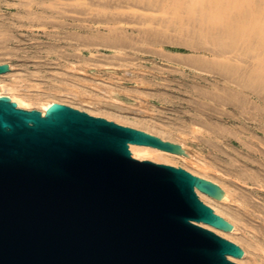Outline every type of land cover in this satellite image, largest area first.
<instances>
[{"label":"water","instance_id":"obj_1","mask_svg":"<svg viewBox=\"0 0 264 264\" xmlns=\"http://www.w3.org/2000/svg\"><path fill=\"white\" fill-rule=\"evenodd\" d=\"M0 64V74L8 72ZM131 144L184 154L141 129L54 102L44 114L0 97V264H238L244 250L200 223L232 225L183 167Z\"/></svg>","mask_w":264,"mask_h":264},{"label":"rangeland","instance_id":"obj_2","mask_svg":"<svg viewBox=\"0 0 264 264\" xmlns=\"http://www.w3.org/2000/svg\"><path fill=\"white\" fill-rule=\"evenodd\" d=\"M26 4L46 6L48 12L40 13L46 18L38 20L34 18L36 15H30L31 18L18 10ZM166 5L173 4L157 0H0V64L13 66V75L1 78L0 83L13 82L16 75L27 89L35 95L41 94L43 102L58 96L57 91L72 94L78 91L84 97L135 110L139 117L184 129L186 132H180V138L208 161L213 160L212 142L202 130L225 134L215 139L225 148L233 147L234 154L226 161L236 171H244L241 175L244 179L237 178V172H226L223 161L218 162L219 171L213 174L232 186L236 195H247L256 201L262 211L256 215L264 217V205L260 203L264 188L255 179V176L264 175V130L256 128L253 120L242 122L231 94H226L227 101L219 98L225 94L219 87L225 89L235 85L238 75L233 76V70L229 68L230 72L223 75L217 72L234 53H228L227 57L217 55L228 52L225 43L220 45L200 38L203 34L197 32L194 21L186 18L182 30L169 24L172 16L166 14ZM93 15H97L100 22L91 21ZM179 22L177 20V24ZM77 23L85 28L78 29ZM9 29L11 31H3ZM76 35L87 44L81 47V52L70 46ZM92 42L98 45H89ZM238 50L243 52V47ZM78 54H82V63L77 61ZM199 58L214 67L210 71L203 70ZM243 60L247 62L239 63L241 68L247 67L248 73L252 60ZM236 63L233 61V66H238ZM245 89L250 88L246 86ZM199 91L204 93L203 99L196 96ZM223 99L227 105H223ZM41 103L31 109L39 110L35 107L42 108ZM67 105L91 114L82 104L78 107L73 103ZM95 116L112 120L105 114ZM244 116L252 117L246 113ZM123 125L135 127L130 123ZM253 219L254 224L262 221L256 216Z\"/></svg>","mask_w":264,"mask_h":264},{"label":"bare ground","instance_id":"obj_3","mask_svg":"<svg viewBox=\"0 0 264 264\" xmlns=\"http://www.w3.org/2000/svg\"><path fill=\"white\" fill-rule=\"evenodd\" d=\"M142 1L152 2V0ZM157 1L162 4H173L172 6L166 5V11H168L166 12V14L169 15L170 13L172 16L171 20H169V24H173L178 29L182 30L186 24V18L189 21H194L196 23L197 32L201 31V33L203 34V36H200V38L205 37L203 39H206L207 42H210V40H212L218 42L220 45H222L221 43H225L224 45L228 48V52L224 54L216 53L217 55L227 57L228 53H234V55L228 57V59H230L226 65H221V68L223 69L218 67L219 71L217 70V72L222 73L220 75H223L226 74L227 71L230 72L231 69L235 73V75L233 74V76H238L235 77L236 81L234 83V86H227L225 89H221V87H219V90L225 92V94L223 93V95H221L219 98L221 100L222 98L226 100V94H231V96L233 97V102L236 104L235 111L241 115L239 117L242 122H245L246 124L247 120H253L254 123L256 122V128L264 130V0ZM72 7L74 8V6ZM92 9L93 11L95 9H97L98 11V8ZM18 10L24 12L27 16L36 15V17L34 18L38 20L46 18L45 16L40 15L41 12H48L46 6L43 7L42 5L39 6L37 4L21 5ZM61 15L63 14L61 13ZM177 20L180 21L179 24H177ZM91 21H93L94 23L98 22L99 20L97 18V15H93ZM64 22H66V20ZM108 22L113 21L108 20ZM66 23H64V25ZM19 24L24 25L26 23L20 22ZM76 25L78 29L85 28L83 27V24L81 25L80 23H77ZM110 27L112 28V26ZM10 29L7 31H3L8 32L11 31ZM204 33L206 35H204ZM76 34L79 33L76 32ZM73 40L74 42L72 41L73 43H70V46L78 49L79 52H81L82 46L86 47L87 45L83 42V40H81L80 35H78ZM96 44V42H92L89 45L96 46ZM111 46L113 47V45ZM240 46L243 47V52L238 50V47ZM81 55L78 54L76 56L77 61H79V63L83 62ZM243 58L252 60V69L248 73L246 72L247 67L241 68L242 66L239 63V61H246L243 60ZM199 59L202 64L203 70L210 71V69L214 67L212 66L213 64L211 65L205 59ZM231 61H237L236 64L238 66H233ZM4 64H8L10 70L6 73L0 74V79L5 78L9 75H13V66L9 63ZM14 79L15 80H13V82L0 83V97L8 96L9 98H11V100L15 101L21 108L31 109L34 108L36 104L42 102V108H35H39V110L45 114L48 108L54 102H60L64 104L73 103V106L75 107H78L80 106V104H82V106H86V109L91 114H94V116L105 114L109 119H117V122L123 124H134L135 127L139 126L140 128H142L141 130L144 129V131L146 130V132L148 131L149 133L159 136L166 141H170L177 145H180L181 148L185 151V153L189 155V157L184 154L174 153L148 145L131 144L130 150L132 152L133 157L137 159L151 160L158 163L183 167L193 172V174H196L200 177L206 178L216 183L220 187V189L225 192V195L221 200L200 190H197L198 195L202 201L211 206L217 214L225 218L233 227L230 231H226L224 229H219L205 223H200V225L209 228L220 236L233 240L234 242H237L239 245L242 246V249L244 250V255L240 258L230 255V260L237 262L238 264H264V217H261L262 215L260 214L256 215V212H262H260L261 206L259 208L258 203L256 201L253 202L252 198L247 195H236L232 186L227 184L225 181H220V179L216 178L213 174L219 171L217 167L218 162L223 161L226 162V165L224 166L226 172H237V178L242 180L244 179L243 177H241V175L245 174V172H242L241 170L236 171L234 168H232V166L230 167L229 161H226L230 159V156H233V147L229 145L227 148H225L221 142L215 139L221 134L223 136H226L225 134H220L217 130L201 129L204 134L207 133L208 136H210V140L212 142L211 147L213 149V160L208 161L204 156L198 153V151L194 150L193 148H190L188 142H186L183 138H180L182 134L180 132H186L184 129H175V127H171L169 125H166L165 123H158L156 121H152V119H148L147 117H139V115L135 114V110L133 111L130 109H126L113 103L108 104L104 101H98L95 99L93 100V98L91 97V99L90 96L88 98L84 97V94V96L79 95L78 91L76 92L77 94H72L69 91H57L56 93L58 94V96L51 97L48 101L43 102L41 94L35 95L32 90L27 89L26 86L22 84V80L16 79V75L14 76ZM246 86L250 89L246 90ZM203 95L204 93L199 91V94H197L196 96H198L199 99H203ZM225 100L223 105L227 103L225 102ZM244 113L248 115L251 114L252 117L244 116ZM139 127L137 129H139ZM262 154L264 155V152H262ZM234 159L235 157L233 158V160ZM255 179H257V181L260 182L261 186L264 188V175L260 174L258 176H255ZM260 203L264 205V197ZM253 216L262 219V221L254 224L255 220L253 219Z\"/></svg>","mask_w":264,"mask_h":264}]
</instances>
